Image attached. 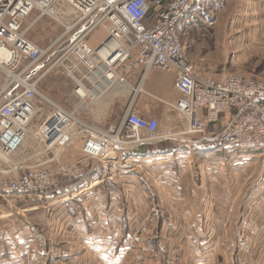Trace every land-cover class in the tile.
Instances as JSON below:
<instances>
[{"label": "built area", "instance_id": "2783aa9c", "mask_svg": "<svg viewBox=\"0 0 264 264\" xmlns=\"http://www.w3.org/2000/svg\"><path fill=\"white\" fill-rule=\"evenodd\" d=\"M194 1L167 0L155 8L151 0H0V200L15 196L49 204L62 195L51 204L62 203L67 197L59 193L60 178L83 172L79 163L64 162L76 142L82 143L83 160L108 164L115 151L176 144L212 126L206 140L228 155L264 159V80L225 71L195 74L178 30ZM33 12L62 30L48 47L24 36L23 22ZM99 25L104 39L92 48L86 39ZM48 65L72 83L70 110L38 91L42 76L36 75ZM150 71L174 76L177 100L159 102L163 123L132 111ZM124 90L129 101L119 122L101 128L87 121L102 98L120 97ZM116 164L118 174L147 165L125 159Z\"/></svg>", "mask_w": 264, "mask_h": 264}, {"label": "crops", "instance_id": "0c3cea01", "mask_svg": "<svg viewBox=\"0 0 264 264\" xmlns=\"http://www.w3.org/2000/svg\"><path fill=\"white\" fill-rule=\"evenodd\" d=\"M219 13H227V18L222 20ZM178 30L181 38H190V54L183 48L193 66L211 60L212 52L201 56L198 47L200 40L214 38V30L217 37L223 30L224 48L231 49L226 59L230 65L246 63L256 53L264 56V0H195ZM196 68L201 78L223 75H201ZM173 80L170 73L148 72L142 82L144 93L134 98L132 111L163 123L159 102L177 100ZM126 81L136 86V80ZM128 98L126 90L120 97L105 96L85 117L101 128L117 123ZM206 129L199 139L191 136L176 144L168 141L115 151L108 164L83 160L82 143L76 142L67 149L64 162L83 168L78 180L87 178L84 189L70 192L62 203L51 204L61 196L49 204L15 196L0 200V264H264V173L260 181H249L261 187L256 189L260 194L242 197L241 182L232 180L223 184L231 197H218L208 177L220 171L206 168L207 157L200 156L204 164L195 169V182L187 162L192 156L185 149L204 144L215 127ZM218 152L209 160L235 156ZM124 159L147 165L118 174L116 162ZM238 168L233 172L236 176L245 172L251 179L255 173L250 164ZM69 178H60L58 188ZM22 201L21 211L12 209L13 203ZM225 218L233 226L224 231L220 225L212 232L213 224Z\"/></svg>", "mask_w": 264, "mask_h": 264}, {"label": "rangeland", "instance_id": "374dc122", "mask_svg": "<svg viewBox=\"0 0 264 264\" xmlns=\"http://www.w3.org/2000/svg\"><path fill=\"white\" fill-rule=\"evenodd\" d=\"M165 2H167V0H151V3L153 4L155 8L158 7V4L161 5ZM226 16H227V13H224V14L219 13V18H221L222 20L226 19L227 18ZM22 31L27 40H29L31 43L33 42L34 44H36L37 46L41 48L48 47V45L51 42L55 41L56 38L59 37V35H61L62 33V30L60 29V27L56 23H53L52 21H50L48 18L38 19L36 16V12H33L31 16L28 17L23 22ZM214 32L215 30L212 32L214 38L211 39L210 41L206 42L207 39L200 40V44L198 47L199 54L203 56L204 55L203 52H207V53L212 52L211 54L212 57H211V60L207 61V63L205 62V63H200V64L198 63L194 64V66L195 65L197 66L196 68L197 73H200L201 75L202 74L208 75V74H216V73L225 71V72H233L236 74H242L244 76H254V77H258L261 80H264L263 53H256V57L247 60L246 63L241 64V62H239L235 66L233 65L231 66L230 62L226 60L228 59V54L231 52V49L230 47L224 48L226 47V45H224L225 35L223 33V30H222L223 36H221L222 33L220 30L219 37H217L214 34ZM104 35H105V30L101 25H99V26H96L90 32V34L87 36L86 41L88 45L93 48V47H96V45L104 39ZM182 39H183V45H185V49L187 50L188 55H189L191 52L190 49L188 50L190 38L189 36H184L181 38V40ZM49 67L50 65L39 68L38 70L39 73L36 75V77L42 76L41 79L37 83L38 91L49 101L54 102L55 104L59 105L65 110L66 109L70 110L72 108V103H73V98L70 95L72 87H73L72 83L69 78L62 75L58 70L54 68L50 69ZM46 70H48L49 72L47 73ZM199 137L200 135H195L191 137V140L192 138L199 139ZM217 149H219V152H218L219 154H222L223 156L227 154V152L224 151L219 145H216L213 141L210 142L208 140L205 141L204 144L201 143L200 146H198L197 144H195V146L189 145L188 148L185 149V151H187V154L192 156L191 157L192 160H190L191 162L189 161L187 162L188 164L191 165V168H192L191 175H192V178H194V181L196 182L197 180L196 178L197 171L195 172V169L202 167L204 164V162L201 161L199 157L206 156L207 157L206 158V162H207L206 168L210 169L211 167H214V168H217V171H220L215 177L211 178L207 176L209 179L210 189H213V192L216 194V196L218 197L226 196L227 199L230 198L231 197L230 195L232 194L227 193V190L225 189L223 190L224 188L223 184L228 181L232 182V180L241 182L240 194L238 195L244 197V196H251L256 193L260 194L259 192H256V189L260 191L261 187L259 188L257 184H253V183L255 182V180L260 181L261 179L260 175L264 173V170L262 169V166L264 165L263 157L256 156V157L249 158L252 155L243 154V156L235 155L233 158L223 157L222 160H217L218 162L213 161V159L209 160L210 157L214 155L213 152ZM201 150L205 151V155L199 154ZM259 151L261 152L262 150H259ZM250 162L253 164H251ZM249 164L255 166V170H254L255 173L251 179H249L250 177L245 172L238 174L237 176L235 175L236 173H233L235 172V170L239 169L238 167L242 168L244 165H249ZM86 179L87 178L84 177V179H82L81 181L78 180V182H74L75 184L69 181L64 184L62 182L60 187L64 188V190L59 188V193L65 196H68L66 194H70L71 188H77L81 190L84 189L86 187L84 183L87 184L85 181ZM250 180H254V182H249ZM262 193H264V191ZM60 196H61L60 198H63L62 195ZM58 200H61V199H56V201ZM229 202H232V201H229ZM13 204L16 205V207L12 208L14 210L16 209L20 210L21 208L25 207L24 205L25 203H23V201L21 204L20 203L18 204L13 203ZM215 219H217V217H215ZM234 224L237 227V223H234ZM213 225H216V226H213L212 232L217 231V227H219L220 225H223V226H220V229L224 227V231L229 229L230 226H233L230 224V219L227 220V218H225V220L216 221ZM176 253L179 254L177 251Z\"/></svg>", "mask_w": 264, "mask_h": 264}, {"label": "trees", "instance_id": "16d2710c", "mask_svg": "<svg viewBox=\"0 0 264 264\" xmlns=\"http://www.w3.org/2000/svg\"><path fill=\"white\" fill-rule=\"evenodd\" d=\"M79 178L78 177H75V178H71V179H69L68 181L69 182H72V181H77ZM68 181H65L66 183L68 182ZM77 188H71L70 189V191L72 192V191H75ZM62 190H64V188H62Z\"/></svg>", "mask_w": 264, "mask_h": 264}, {"label": "bare ground", "instance_id": "6f19581e", "mask_svg": "<svg viewBox=\"0 0 264 264\" xmlns=\"http://www.w3.org/2000/svg\"><path fill=\"white\" fill-rule=\"evenodd\" d=\"M49 102V101H48Z\"/></svg>", "mask_w": 264, "mask_h": 264}]
</instances>
